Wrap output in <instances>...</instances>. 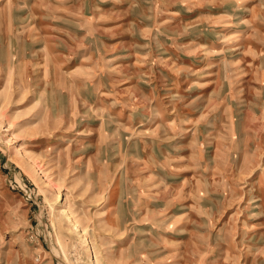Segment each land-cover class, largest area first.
<instances>
[{"label":"rangeland","instance_id":"1","mask_svg":"<svg viewBox=\"0 0 264 264\" xmlns=\"http://www.w3.org/2000/svg\"><path fill=\"white\" fill-rule=\"evenodd\" d=\"M0 264H264V0H0Z\"/></svg>","mask_w":264,"mask_h":264},{"label":"bare ground","instance_id":"2","mask_svg":"<svg viewBox=\"0 0 264 264\" xmlns=\"http://www.w3.org/2000/svg\"><path fill=\"white\" fill-rule=\"evenodd\" d=\"M96 261V260H95Z\"/></svg>","mask_w":264,"mask_h":264}]
</instances>
